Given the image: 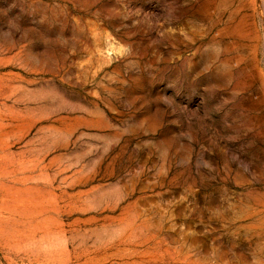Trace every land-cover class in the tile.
Listing matches in <instances>:
<instances>
[{
  "label": "rangeland",
  "instance_id": "1",
  "mask_svg": "<svg viewBox=\"0 0 264 264\" xmlns=\"http://www.w3.org/2000/svg\"><path fill=\"white\" fill-rule=\"evenodd\" d=\"M0 264H264V0H0Z\"/></svg>",
  "mask_w": 264,
  "mask_h": 264
}]
</instances>
